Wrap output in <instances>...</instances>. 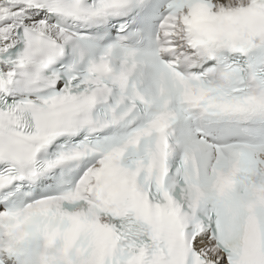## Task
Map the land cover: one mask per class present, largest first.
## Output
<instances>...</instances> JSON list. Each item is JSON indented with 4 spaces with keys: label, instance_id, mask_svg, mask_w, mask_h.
<instances>
[{
    "label": "snow or ice",
    "instance_id": "obj_1",
    "mask_svg": "<svg viewBox=\"0 0 264 264\" xmlns=\"http://www.w3.org/2000/svg\"><path fill=\"white\" fill-rule=\"evenodd\" d=\"M0 264H264V0H0Z\"/></svg>",
    "mask_w": 264,
    "mask_h": 264
}]
</instances>
